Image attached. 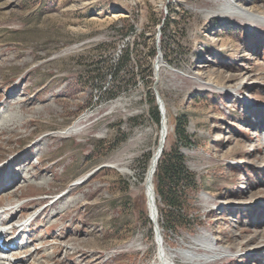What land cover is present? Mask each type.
<instances>
[{
    "label": "rangeland",
    "instance_id": "obj_1",
    "mask_svg": "<svg viewBox=\"0 0 264 264\" xmlns=\"http://www.w3.org/2000/svg\"><path fill=\"white\" fill-rule=\"evenodd\" d=\"M232 2L264 16V0ZM222 4L0 0V176L10 163L17 182L0 209L38 215L23 242L44 251L28 264H151L158 236L201 254L204 233L229 254L207 264H264V25L205 15ZM164 111L163 153L197 183L189 232L162 226L156 193L157 225L147 205Z\"/></svg>",
    "mask_w": 264,
    "mask_h": 264
},
{
    "label": "bare ground",
    "instance_id": "obj_2",
    "mask_svg": "<svg viewBox=\"0 0 264 264\" xmlns=\"http://www.w3.org/2000/svg\"><path fill=\"white\" fill-rule=\"evenodd\" d=\"M207 17L209 16H218V17H236V18H242L245 20H250L256 23H260L264 25V16L261 14H254L250 13L249 11L243 10L240 6H237L233 4L232 0H223V4L221 5V8L219 11L215 13H205ZM162 110V109H161ZM164 114V119H162L161 128L159 131V142L158 145L151 157L150 164H148V168L144 175V188H145V195L147 198V205L149 209V214L151 220L155 221L156 215L158 212L157 209V203H156V194L154 190V179L155 174L157 171V167L159 164V160L161 158V155L166 147L167 139L170 134V129L168 125V120L164 113L162 112V115ZM8 119V118H7ZM4 120H0V129H3ZM78 122L76 121L70 128H68L65 132L62 134H77L80 132V128L78 127ZM81 127V125H80ZM82 133V129H81ZM80 133V134H81ZM119 164H114L113 168L117 169L121 174L123 175H129V170L126 166L119 169ZM4 167V166H2ZM8 171L5 174H2L0 176V186H6V185H12V187L15 186L17 183L14 178L15 175H13V169L12 166H10V163L7 164ZM31 179V178H30ZM7 180L8 184H2L1 181ZM10 181V183H9ZM14 181V182H11ZM30 180H27L26 182H29ZM9 185V186H10ZM40 185V184H37ZM16 189V188H15ZM14 189V191H15ZM9 190V189H8ZM10 197L17 198L15 192L10 194ZM2 198V197H1ZM9 202V201H8ZM15 202V201H14ZM24 208L22 205H16L12 208H5V211H2L1 215H3V220L5 222H8L9 220L13 219L11 218L12 214H15L19 211V209ZM46 209H43L40 213H43ZM10 216V217H9ZM16 216V215H15ZM37 214L32 215L30 219L26 221H18L19 225H17L16 228L12 230V232L9 235V238L6 242H3L0 244V264H28L31 261L35 260L32 259L31 261L27 262L28 260H25V258H30L39 252L41 253L43 250V247H40L39 249H34V251H25L27 249V242H23V235L27 232V229H30L35 223L37 219ZM155 225H157V221L153 222ZM37 224V223H36ZM157 234L159 232L157 231ZM22 236V237H21ZM30 235H27V238ZM21 237V240H20ZM26 238V239H27ZM158 253L156 254V257L154 261L151 264H173L176 259H180L183 264H207L216 262L218 260H221L223 258H226L229 256L228 252L226 250H222L217 247L216 243L208 234H201L198 237L195 238L194 244L196 246H199L202 251H205V253H197L196 248L190 251L185 250H178V251H169L167 250L162 242V238L158 236ZM23 242V243H22ZM26 243V244H25ZM42 244V243H41ZM29 245V244H28ZM51 245V244H50ZM30 246V245H29ZM31 247V246H30ZM37 247V246H36ZM67 247V246H66ZM32 248V247H31ZM53 248V247H52ZM66 249V248H65ZM24 251V252H23ZM65 251V250H64ZM23 252V253H22ZM50 256V255H49ZM25 261V262H24Z\"/></svg>",
    "mask_w": 264,
    "mask_h": 264
},
{
    "label": "trees",
    "instance_id": "obj_3",
    "mask_svg": "<svg viewBox=\"0 0 264 264\" xmlns=\"http://www.w3.org/2000/svg\"><path fill=\"white\" fill-rule=\"evenodd\" d=\"M154 120L157 125H160L157 108L154 111ZM178 134L186 140L187 144L189 137L186 133L181 131ZM154 184L155 193L164 206L160 210L162 226L176 233L189 232L194 209L188 190L191 186L194 191L198 188L194 174L186 168L184 159L178 151L172 150L171 153L165 155L163 153L157 167Z\"/></svg>",
    "mask_w": 264,
    "mask_h": 264
},
{
    "label": "water",
    "instance_id": "obj_4",
    "mask_svg": "<svg viewBox=\"0 0 264 264\" xmlns=\"http://www.w3.org/2000/svg\"><path fill=\"white\" fill-rule=\"evenodd\" d=\"M161 106V105H160ZM162 123V122H161Z\"/></svg>",
    "mask_w": 264,
    "mask_h": 264
}]
</instances>
